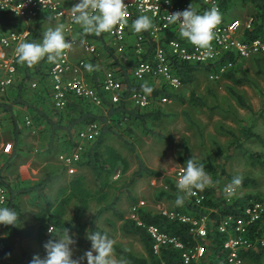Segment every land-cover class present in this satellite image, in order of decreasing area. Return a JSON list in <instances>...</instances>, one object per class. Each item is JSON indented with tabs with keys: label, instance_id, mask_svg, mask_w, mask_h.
Listing matches in <instances>:
<instances>
[{
	"label": "trees",
	"instance_id": "1",
	"mask_svg": "<svg viewBox=\"0 0 264 264\" xmlns=\"http://www.w3.org/2000/svg\"><path fill=\"white\" fill-rule=\"evenodd\" d=\"M243 5L249 6L252 11L248 17H254L253 30L248 31L247 38L254 39L256 37H264V0H240ZM193 8L197 13L205 10V6L200 0H191ZM223 12L227 15L228 12L234 8L233 0H220ZM250 9V10H251ZM40 16V15H39ZM37 17V21L33 23L30 30V35L27 42L38 43L43 36L44 20L49 17L47 14H42ZM35 17V18H36ZM247 17V18H248ZM233 19L232 17H228ZM25 25L16 17L8 13H0V35L7 31L22 32ZM107 32L101 33L99 36L94 34H87V39L98 41L105 46ZM175 34L169 33L167 39L175 38ZM148 51L151 53L154 49V43H148ZM106 51L114 59L113 71L116 77L124 84V95L118 103H113L110 96L102 91L101 79L95 77L86 79L89 84L100 91L103 97L101 106L77 97H71L64 110H57L52 99L51 83L49 80V71L52 64L47 57L40 60L34 65H27L26 63H18V77L13 87H11L5 94L0 95V121L11 120L14 123V133L16 138V150L19 149V137L25 130L37 132L40 137L45 139L48 143V151L56 148L58 142H66L69 146L76 145L75 137L79 136L81 130L90 124L98 123L101 126L100 135L85 147L81 152L80 160L76 163L79 167L90 168L97 177L99 182V189L95 192L91 191L85 184L83 176L73 178L66 187L58 191V198L56 201H51L48 197L47 190L49 185L53 182L54 176L47 175L38 182H22L13 183L4 171L8 170L10 163L5 164L0 169V186L6 193V203L0 207H7L19 216L17 227L4 226L6 228V236L0 240V264H29L32 259L28 254H24L22 259L16 263L10 262V257L13 253V245L11 244L12 237H19L28 239L32 237V232L22 229L20 226L24 221L23 210L21 205V198L29 196L36 207L42 206L41 210L35 215V221L39 227L40 237L45 236L47 231L52 227L54 230L63 229V227L74 231L79 237V244L84 243V238L88 232L100 231L106 233L99 226V220L106 211L112 212L119 221L122 222L121 231L125 236L135 237L143 244L146 256H136L129 249L115 245L114 251L124 264H185L182 259V252L173 248L163 249L160 255L154 253L153 241L148 233L150 226H157L162 232L167 233L171 237L178 238L186 247H195L203 245L206 248V254L198 264H213L219 259L226 256L227 252L223 247L225 236L218 231V225L223 216L234 214L237 217L243 216L244 209L253 200H262L259 196H241L233 202L218 196L217 187H206L202 193L206 199L202 206H197L186 199L180 190L177 189L171 179L166 181L169 185V191H162L158 195V200H163L164 197L176 201L177 196H183L184 202L176 211L183 214L196 217L198 219L207 217L208 234L207 237H196L191 233V224L182 223L178 220H172L162 213L150 211L145 208H140L136 214V218H126L125 215L118 209V202L121 196L128 194L132 201H137L130 191L131 185L135 183L138 178L145 176L159 177L161 174L158 171L150 169L146 166L140 155L136 154L139 162V169L133 174L131 181L124 185L121 189L118 188L116 194L110 193L112 188L116 187L113 178L119 169L125 173L129 169L128 161L112 146L106 143L109 136L115 135L116 127L128 125L133 133V128L136 127L142 134L146 136L161 137L157 132L150 128L149 123L161 120L163 108L161 104L155 103L149 108L141 109L134 106L129 101L130 96L134 92L144 91L143 86L151 87L154 97L168 98L170 100L180 99L179 95L171 90L168 86L163 85L160 88L149 85L146 81L137 82L132 75L133 69L138 62L133 46H128L126 49L127 56L133 59L126 63H122L115 56V49L106 46ZM143 58H147L144 56ZM56 60V59H55ZM93 64L96 59H93ZM260 72L262 71L260 62H258ZM213 65H195L185 63L179 60L173 61V71L178 76L185 86H194L196 77L199 73H210L213 70ZM242 74L244 78H238ZM225 79L234 82L236 85L247 83L246 71L243 65L236 62V66L225 74ZM37 82V88L32 89L31 84ZM237 99L242 107L247 109L252 115L262 117L264 108L259 112H254L252 106L248 104L243 97L237 95ZM190 102L194 107L205 108L206 103L196 95L195 91L191 92ZM134 107H133V106ZM19 107L26 108L28 112L19 113ZM24 114L29 116L31 124L28 125L25 121ZM21 118V119H20ZM20 121L23 123L19 127ZM125 125V126H126ZM128 130V129H127ZM129 131L127 133L130 134ZM133 135V134H132ZM259 136L250 129L244 128L241 131L240 139L250 140ZM60 139V141H58ZM63 139V140H62ZM130 145L133 152L136 151L135 146ZM78 145H76L77 148ZM251 160L264 167L263 154L248 153ZM16 157L12 155V158ZM11 158V160H12ZM193 159L197 164L203 165L206 172H213L214 168L211 165H206L201 161L195 160L191 154L187 144L184 145V157L182 161L186 162L188 159ZM185 166V165H184ZM217 171H215L216 173ZM254 181L243 179L241 187H246ZM117 188V187H116ZM98 203L101 209L95 213L93 219L89 223L83 222L87 212L91 208L92 203ZM74 204L73 217L69 222H66L68 207ZM260 226L252 228L258 229ZM264 229V224L262 225ZM251 229V231H252ZM260 232L264 233L261 228ZM107 234V233H106ZM108 235V234H107ZM84 253L81 255V257ZM243 258L246 264H264V247L258 245L253 249L243 251ZM81 257L73 256L74 259L79 260ZM195 264V263H194Z\"/></svg>",
	"mask_w": 264,
	"mask_h": 264
},
{
	"label": "rangeland",
	"instance_id": "2",
	"mask_svg": "<svg viewBox=\"0 0 264 264\" xmlns=\"http://www.w3.org/2000/svg\"><path fill=\"white\" fill-rule=\"evenodd\" d=\"M243 9L247 15L251 14L252 9L250 7H244ZM29 23H31V20ZM48 25L51 28L56 26L52 22ZM106 40L111 42L107 34ZM127 54L126 52L117 53L115 51V56L122 63L133 59V57L129 58ZM92 56L96 59L95 67H100L99 76H105L108 72L113 71L114 59L109 52H103L97 47L96 55ZM86 60L87 65H91L90 57H87ZM244 68L249 81L241 85H236L234 82L225 79V77L219 81H212L209 79L208 73L202 72L197 75L193 87L182 84L179 90H173L179 95L180 99H172L168 103H161L165 116L161 120L149 123L150 128L161 137L146 136L136 127L133 128L134 132L131 133V129L126 124V126H115L117 133L109 136L106 143L114 147L128 161L129 169L125 173L121 171L122 169L116 172L113 180L117 182V188L111 189V195L116 194L118 188L121 189L128 184L133 174L139 169L136 154L140 155L148 168L161 174L159 177L145 176L138 178L131 185L130 191L137 201H132L127 193L121 196L117 205L126 218H132L135 209L139 210L140 208L157 213L176 211L179 207L176 201L166 197L163 200H158V195L162 191L170 190L169 185H166L168 179H171L176 186L175 172L186 163L182 161L185 144L189 147L190 154L195 160L214 168L213 172H207L212 181L207 187H217L218 196L227 199L229 202H233L241 196L249 195L259 196L264 200V167L254 163L248 155L249 152L261 153L264 161V114L262 117L252 115L253 113L242 107L237 99V95L243 97L252 106L255 113L264 108V70L261 67L262 71L260 72L258 63L253 64L250 62L244 64ZM87 69L86 67L84 73ZM85 77L91 79L90 74ZM238 78L244 77L239 74ZM145 81L149 85L159 88L166 85L161 79H148ZM192 91H195L196 95L206 103L205 108H197L191 104ZM244 128L252 130L259 138L239 140L241 131ZM75 142L76 145H80L85 150L90 140H81L77 135ZM126 142L134 145L136 151L133 152ZM76 145L71 147L66 142L62 144L58 142L54 150L48 151L47 141L40 137L37 132L25 130V134H23L21 146L26 153V159L21 160L19 164L29 163L31 174L40 180L47 175L54 176L48 189V197L51 201H56L58 191L78 176L84 177L85 184L91 191L95 192L99 189L97 177L90 168L79 167L76 163L69 166L64 165L59 160L61 155H71L77 151ZM17 171L18 169H15L14 174ZM215 171L217 172L215 173ZM235 176L252 180L254 183L246 187L238 186L233 196L227 195L225 187L231 183ZM182 194L186 197L185 192H182ZM21 205L24 215L22 225L25 229L32 231L33 237L26 240L11 239L10 242L13 245V253L10 257L11 263H16L22 259L24 254L31 257L34 255L43 257L45 255L43 244L51 235L48 230L43 239L40 241L38 239L34 217L42 206L36 207L29 196L21 198ZM74 207V204L68 207L66 222L72 219ZM100 209L101 206L98 203H92L83 222L89 223ZM99 226L114 241V246L121 245L132 251L136 256H146L145 248L140 240L125 236L121 231L122 222L112 212H104L99 220ZM50 230L53 233L59 232L53 228H50ZM5 234H7L6 228L0 225V240L6 236ZM70 234L76 240L74 245L75 256H79L82 252L85 253L90 249L91 244L86 238L87 235L85 236L86 243L81 248L77 242L78 236L74 232H70ZM113 256L117 261L123 262L115 251ZM83 264H86V262Z\"/></svg>",
	"mask_w": 264,
	"mask_h": 264
},
{
	"label": "built area",
	"instance_id": "3",
	"mask_svg": "<svg viewBox=\"0 0 264 264\" xmlns=\"http://www.w3.org/2000/svg\"><path fill=\"white\" fill-rule=\"evenodd\" d=\"M0 0V13H8L20 20L28 21L36 16L47 14L54 20H65L64 33L66 42L71 43L62 55L56 58L49 71L52 99L57 110H64L71 97L88 100L97 106L103 103L100 91L91 86L86 80L84 70L87 60H74V52L83 47L86 54L96 55L97 47L88 41H82L73 34L77 24L72 22L71 7L79 0ZM205 10L198 14L216 8L221 14V22L214 29V39L211 42V51L199 49L179 34L180 24H169V14L183 11L192 6L191 0H124L126 8V23L113 26L107 32L111 47L117 53H125L128 43V34L135 37L134 50L138 58L132 75L137 82L148 79H161L172 90H179L182 82L173 71V61L179 60L195 65H213L208 74L212 81H219L225 74L236 66V62L250 59L264 53V37L247 38L248 31L253 30L254 17L233 18L226 17L220 0H200ZM193 8V6H192ZM194 9V8H193ZM19 13V14H17ZM140 15H147L152 19V27L147 32L137 33L132 28V22ZM175 34V38L167 39L168 34ZM29 30L23 32L7 31L0 36V95L5 94L17 81L18 62L15 48L20 42H27ZM154 42L153 52L148 51V43ZM146 56L147 58H143ZM37 88V82L31 84ZM102 91L107 93L113 103H118L124 95V84L114 72H108L102 82ZM129 101L141 109L149 108L155 103H168L166 97H154L152 92H134ZM27 124L31 120L27 119ZM101 126L98 123L90 124L79 133L81 140H95L100 135ZM3 132V123L0 121V134ZM83 148L78 145L73 154H63L59 160L64 165H73L80 160ZM185 166L175 172V181L183 174ZM236 193V188L232 196ZM188 200L197 206H202L206 196L198 190L185 193ZM228 195V194H227ZM6 203V193L0 186V206ZM138 210L132 218H136ZM244 215L237 217L234 214L223 216L218 225V231L225 236L223 247L226 256L213 264H246L242 256L243 251L261 245L264 247V200H253L243 211ZM163 215L172 220L191 224V233L196 237L205 238L208 234L207 217L200 219L177 211H164ZM260 226L258 229L252 228ZM252 229V231H251ZM148 233L153 241L154 253L160 255L163 249L173 248L182 252L185 264H198L206 254L203 245L186 247L178 238L162 232L157 226H150Z\"/></svg>",
	"mask_w": 264,
	"mask_h": 264
},
{
	"label": "clouds",
	"instance_id": "4",
	"mask_svg": "<svg viewBox=\"0 0 264 264\" xmlns=\"http://www.w3.org/2000/svg\"><path fill=\"white\" fill-rule=\"evenodd\" d=\"M171 3V0H166ZM19 14V13H17ZM126 8L124 0H79L71 7L72 22L79 25L85 34L101 33L112 30L113 26L126 23ZM169 24H180L179 34L186 38L192 45L199 49L211 51V42L214 39V29L221 22V14L216 8H212L204 14H198L190 6L188 9L169 14L166 18ZM152 27V19L147 15H140L132 22V28L140 33ZM71 47L66 42L64 25L58 24L49 28L43 35L42 42H20L15 48L18 63H26L31 66L47 57L50 62L62 55L65 49ZM89 70L91 65L86 66ZM146 93H151L152 88L143 86ZM243 177H233L231 183L225 187L228 195L233 194L235 188L242 184ZM211 177L205 171L203 165L197 164L192 158L185 163L183 174L179 177L176 187L185 193L194 190L204 191L211 184ZM184 202L183 196H177V206ZM19 216L17 212L7 207H0V225L17 227ZM50 238L43 244L45 255H34L29 264H123L114 256V241L100 231L87 233V240L91 247L79 259H74V245L76 240L70 234L69 229L63 227L58 233L49 229ZM6 235V234H5Z\"/></svg>",
	"mask_w": 264,
	"mask_h": 264
},
{
	"label": "crops",
	"instance_id": "5",
	"mask_svg": "<svg viewBox=\"0 0 264 264\" xmlns=\"http://www.w3.org/2000/svg\"><path fill=\"white\" fill-rule=\"evenodd\" d=\"M73 1L74 0H71L70 2H73ZM233 4H234V8H232L228 12L229 13L228 15L225 13L226 17L245 19V18H247L249 16V15H247L245 13V10L243 9L244 7H249V6L243 5V3L240 0H233ZM39 17H41V15ZM30 20H31V23H29ZM30 20L29 21L21 20L22 23L25 25V28H24L23 31H25V30H29L30 31L31 28H32L31 25L33 23H35L38 19L36 17V18H32ZM50 22L54 23V25H56V26L58 24H63L64 27H65V25H66L65 24V20H59L58 21V20H54V19H51V18L47 17V19L44 20V25H43V31H44V33L47 31L48 28H51L48 25ZM145 32H147V31H145ZM44 33H43V35H44ZM73 34L79 40L88 41V43H91V44L95 45L96 47H98L99 50L100 49L103 50V52H107L106 49H105L106 46L111 47V42H108V40H106V44L104 46L103 44H100V42H98L96 40L93 41V40L87 39L85 37V35H87V34H85V33L82 32V29H81V27L79 25H76L75 30L73 31ZM91 34L96 35L95 33H91ZM42 39H43V36H42L41 40L38 43L42 42ZM105 39H106V37H105ZM127 43H128V46H134V44H135V37L131 34V32H129V34H128ZM152 43H154V42H152ZM154 45H155V43H154ZM87 57H90V60L89 61H91V62H92L93 59H95L92 55L86 54L84 52L82 46L81 47H78L75 50L74 56H73L74 60H77V59L79 60L81 58L87 59ZM247 62H250V63H253V64L260 62V65H261L262 69L264 70V53L263 54H259V55H255L254 57H252L250 59L241 60V61H239V64L240 65H243V67H244V64H246ZM91 66H92V69L91 70L87 69V71H85V73L87 72L85 76H88L90 74L91 75V79L97 77L98 79L100 78L101 81L103 82L106 75L105 76H102V75L99 76V72L101 71L100 70V67L99 66L95 67L96 66V63L95 64L91 63ZM23 112L26 113L28 111L26 110V108L19 107V113L23 114ZM24 115H25L24 118L26 117L25 118V121H27V119L29 118V116L27 114H24ZM23 123L20 121V124L21 125H19V127H22ZM14 132H15L14 131V123L11 120L4 121L3 122V132L0 134V169H1V167H4L5 164L11 162L9 169L6 170V171H4L3 174L4 175H7L10 179H12L14 184L17 183V185H19V183H20L19 181L29 182V183L30 182H38L40 179L35 178L31 174V171H30V169H31L30 166L31 165L29 163H27L25 165H23V164L20 165L19 164L21 160L26 159V153L24 152V148H22V146H21V139L23 138V134H25V131L19 137V141H18L19 142V149H18V151H15L16 150V147H15V145H16V138H15V133ZM15 154H16V157L12 158V155H15ZM11 158H12V160H11ZM15 169L16 170L18 169V171L16 172V174H14L15 173ZM48 189H49V187H48ZM47 194H48V190H47ZM24 197H26V196H24ZM34 220H35V217H34ZM35 225L37 227L38 239L40 241L45 236L40 237V235H39V227L37 226V222L36 221H35ZM20 227L22 229H24V230H27V229H25L23 227V225H21ZM61 230L62 229L57 230V231L60 232ZM69 232H74V231H69ZM74 233L76 234V232H74ZM76 236H78V235L76 234ZM32 237H33V233H32ZM12 238L23 239V238H19V237H12ZM28 239H30V238H28ZM77 242L79 244V237L77 239ZM85 243H86V240L84 238V243L83 244H79V246L82 248ZM83 253L84 252H82V254ZM82 254H79V256H76V257H81ZM84 262H86V260L82 261L81 264H83Z\"/></svg>",
	"mask_w": 264,
	"mask_h": 264
}]
</instances>
